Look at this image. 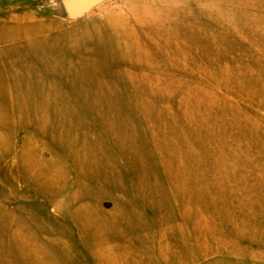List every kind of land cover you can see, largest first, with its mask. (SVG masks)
Returning <instances> with one entry per match:
<instances>
[{
    "label": "rangeland",
    "instance_id": "obj_1",
    "mask_svg": "<svg viewBox=\"0 0 264 264\" xmlns=\"http://www.w3.org/2000/svg\"><path fill=\"white\" fill-rule=\"evenodd\" d=\"M117 30L183 59L148 111L73 91ZM0 264H264V0H0Z\"/></svg>",
    "mask_w": 264,
    "mask_h": 264
},
{
    "label": "bare ground",
    "instance_id": "obj_2",
    "mask_svg": "<svg viewBox=\"0 0 264 264\" xmlns=\"http://www.w3.org/2000/svg\"><path fill=\"white\" fill-rule=\"evenodd\" d=\"M107 1L109 0L104 2ZM101 4L97 5L95 8L100 7ZM94 9H92V11ZM123 31L124 30H117V32H115L116 36L113 35L114 38H108L107 41L99 42L101 45L96 44L94 46V49H98L97 58L100 57L104 62L120 59L121 62H118L120 66L115 65L116 62H109L112 64L106 65L104 69L101 67H95L93 71L99 72L100 70V73L103 75L102 79L105 80L104 84L94 87L91 84L73 81V91L79 95H84L85 97L89 94H98L108 97L105 106L107 108L112 107L113 109L120 106L118 100H116L119 95L132 96L135 99L134 107H139L142 111H148L150 99L158 97V94L164 95L177 90L180 83L171 84L170 81L172 79L170 77L174 75H183L185 73V65L182 63L183 59L180 54L179 56H176V58L175 56L172 57L169 55L170 50H168L167 46L161 45L157 40L152 39L153 42H143L142 39L146 38V36L143 35L140 40L137 37V34H125ZM105 42L107 44H105ZM84 51L88 52L87 49L78 52L80 59L77 62L82 60L85 62L96 61L94 58L91 59L90 55L86 58L85 53H83ZM74 59L75 58L73 57H70L69 59L66 57L64 60L74 61ZM107 74L110 75L108 76ZM120 76L121 79H118ZM122 84H126L125 89L122 88ZM126 106H128V104ZM100 107L102 109L103 106ZM155 108L157 109V106H155ZM175 118V116L172 118L170 116L160 118L164 122V125L167 126L168 123L169 125H173L172 128H170V132L172 133L167 135V129H165L166 134L164 140L173 139L170 136H172L173 133L175 134V130L178 131L179 128H175L174 126ZM165 144L167 146L169 143Z\"/></svg>",
    "mask_w": 264,
    "mask_h": 264
},
{
    "label": "water",
    "instance_id": "obj_3",
    "mask_svg": "<svg viewBox=\"0 0 264 264\" xmlns=\"http://www.w3.org/2000/svg\"><path fill=\"white\" fill-rule=\"evenodd\" d=\"M106 0H55L58 14L65 20H76Z\"/></svg>",
    "mask_w": 264,
    "mask_h": 264
}]
</instances>
